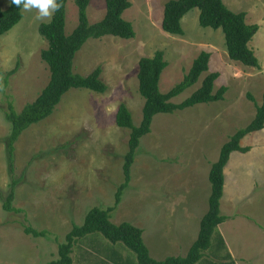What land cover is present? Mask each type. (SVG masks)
Instances as JSON below:
<instances>
[{"label": "rangeland", "instance_id": "obj_1", "mask_svg": "<svg viewBox=\"0 0 264 264\" xmlns=\"http://www.w3.org/2000/svg\"><path fill=\"white\" fill-rule=\"evenodd\" d=\"M168 1L131 0L123 16L132 22L135 38L110 35L85 43L75 57L74 71L88 75L101 66L108 90L98 93L73 88L50 117L24 131L16 143L13 176L7 150L11 123L5 116L7 102L0 89V264H48L58 258L60 243L75 224H83L91 208L115 205L117 190L125 181L123 167L131 133V129L117 125L116 114L124 102L135 125L141 123L145 99L139 90V62L158 50L164 51L168 62L160 79L164 93L183 80L202 51L211 53L209 71L174 102L189 97L212 72L220 73L214 92L222 86L228 91L223 100L154 117L151 132L142 138L137 150L130 186L112 212V221L151 229L156 207V220L159 216V220L172 223L175 215L168 205L176 192L190 190L196 179L203 186L198 194L201 209L207 204L212 164L230 137L254 119L257 106L263 102L264 0H223L230 9L246 12L248 23L260 25L249 44L259 58L260 68L232 60L224 32L203 27L198 8L183 18L184 35L165 31L162 22ZM0 5L7 9L9 0H0ZM106 10V0H91L89 20L100 21ZM52 17L38 18L35 9L23 11L21 21L0 38V70L10 71L20 61L9 87L18 111L33 102L50 81L49 65L42 58L49 43L39 27ZM78 22L76 0H68L67 34ZM241 145L250 150L237 151L230 158L221 212L227 216L237 212L248 219L237 218L228 224L233 245L237 253H246L254 264H264V229L260 227L264 226V129L247 135ZM13 177L19 180L14 206L23 209L21 213L8 212L3 206ZM158 201L162 207L156 205ZM20 222L47 234H27ZM215 235L220 239L218 233ZM83 243L75 247V264L84 259L82 247L88 246ZM223 251L216 253L219 263L233 264Z\"/></svg>", "mask_w": 264, "mask_h": 264}, {"label": "trees", "instance_id": "obj_2", "mask_svg": "<svg viewBox=\"0 0 264 264\" xmlns=\"http://www.w3.org/2000/svg\"><path fill=\"white\" fill-rule=\"evenodd\" d=\"M60 9L53 14L49 22L40 25L39 31L49 46L42 51V58L49 65L51 77L48 84L42 89L38 97L18 111L15 98L10 91L11 77L18 72L20 61L10 71L0 70V89L7 102L5 108L6 119L11 123V132L8 137L7 150L10 173L15 172V150L20 136L33 124L42 122L50 117L61 104L63 97L73 88H85L105 93L108 85L102 78V67L98 66L90 74L82 75L74 71V61L77 53L85 43L91 39L105 36H116L123 39H133L136 31L132 22L126 20L124 12L131 7V0H106L105 16L98 22L89 20L88 8L91 0H76L79 12V22L74 30L67 34V3L68 0H59ZM200 10V24L224 32L226 46L232 60L243 63L245 66L260 68V61L254 50L249 46L260 29L259 24L247 22L246 12H236L229 8L223 0H169L165 4L162 27L165 31L184 35L182 20L191 10ZM23 18V10L9 5L2 9L0 5V38L9 32ZM211 53L202 51L193 61L189 72L183 80L171 90L164 93L160 89V79L163 70L168 66L163 50H158L152 57H142L139 62V90L145 103L143 117L139 125H135L133 115L126 103H121L116 123L121 128L131 129L129 151L125 155L124 175L116 194L115 205L106 209L93 207L87 213L83 224H75L67 233L65 241L59 245V256L48 264H75L73 256L75 247L84 242L88 248L82 247L81 256L77 264H123L121 249H125L131 262L134 258L138 264H196L208 251L218 253L220 247L213 245V238L218 226L228 219L221 212V200L225 190V169L234 152L246 153L250 147L241 145L242 140L249 134L264 129V95L263 102L257 106L254 119L245 127L240 128L222 146L217 161L212 164L209 179L212 191L209 198V210L201 221L198 239L194 242L186 256H169L164 260H157L151 256L149 247L144 240V230L131 222L116 224L112 221V212L122 201L123 193L130 186L132 180V166L135 162L137 150L142 138L152 130L154 117L160 113L172 114L199 103H208L225 99L227 86H222L214 92L215 82L219 72L208 74L201 86L183 101L176 103L174 98L188 88L194 86L201 75L210 69ZM251 100L254 97L250 95ZM18 179L13 177L10 191L4 202V209L8 212L21 213L23 209L14 206ZM20 226L27 234L36 237L45 236L46 231H39L34 227L20 222ZM110 241L106 242L102 236ZM95 234L90 237L88 235ZM219 234V233H218ZM220 236V235H219ZM87 237V238H86ZM81 246V245H80ZM85 246V245H84ZM132 250L135 256L129 251ZM217 255V254H216ZM79 256L78 258H81ZM130 259V260H129Z\"/></svg>", "mask_w": 264, "mask_h": 264}, {"label": "crops", "instance_id": "obj_3", "mask_svg": "<svg viewBox=\"0 0 264 264\" xmlns=\"http://www.w3.org/2000/svg\"><path fill=\"white\" fill-rule=\"evenodd\" d=\"M232 156L234 155H231V159ZM231 159L226 166L225 175H227ZM202 189L203 186L200 185V182H198V180L196 179L195 182L191 184L190 190L180 189L178 192H176L175 199L170 203V205H168L170 213L175 215L172 223H168L166 220H159V216L157 221L155 217V207L153 218L154 223L151 229H145L144 225L138 224V227L144 230V240L149 247L151 256L153 258L157 260H164L169 256H186L188 254L190 248L199 237L201 221L209 210V198L211 192L210 194H206L208 197V201L207 204H205V206L201 209L198 194L202 192ZM223 199L224 197L221 200V205H223L224 203ZM156 205L162 207L160 201H158ZM237 218L247 219L246 217H242V215L237 214V212L236 214L229 215L228 219L218 226L217 232L220 235V239H218L216 237L217 235H215L216 241H214V238V244L212 246L217 245L216 249L220 247V251H223V248L226 249L227 253L223 251L224 257L232 260L233 264H254L253 259L248 260L249 256L246 253H237L233 245L228 224L230 223V221ZM258 225L260 226V224ZM260 227L264 229V226ZM146 233H149V236L147 238ZM123 251H125V249H121L120 251L124 261L123 264H138L136 263L134 258L132 259V257L131 262H127L126 258H129L128 253L124 254ZM216 256L217 255L213 254L210 250L196 264H220L219 261H221V259H217ZM108 262L110 264H115L114 262H112V260H108Z\"/></svg>", "mask_w": 264, "mask_h": 264}, {"label": "clouds", "instance_id": "obj_4", "mask_svg": "<svg viewBox=\"0 0 264 264\" xmlns=\"http://www.w3.org/2000/svg\"><path fill=\"white\" fill-rule=\"evenodd\" d=\"M10 5L23 11L36 10L38 18H51L62 6L59 0H9Z\"/></svg>", "mask_w": 264, "mask_h": 264}]
</instances>
